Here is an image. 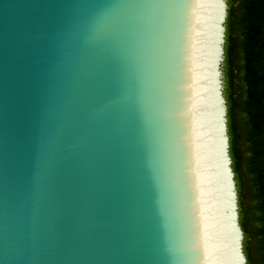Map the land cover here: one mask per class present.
<instances>
[{
	"label": "water",
	"instance_id": "obj_1",
	"mask_svg": "<svg viewBox=\"0 0 264 264\" xmlns=\"http://www.w3.org/2000/svg\"><path fill=\"white\" fill-rule=\"evenodd\" d=\"M227 0H0V264H246Z\"/></svg>",
	"mask_w": 264,
	"mask_h": 264
},
{
	"label": "trees",
	"instance_id": "obj_2",
	"mask_svg": "<svg viewBox=\"0 0 264 264\" xmlns=\"http://www.w3.org/2000/svg\"><path fill=\"white\" fill-rule=\"evenodd\" d=\"M224 96L246 264H264V0H227Z\"/></svg>",
	"mask_w": 264,
	"mask_h": 264
}]
</instances>
